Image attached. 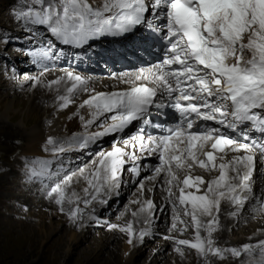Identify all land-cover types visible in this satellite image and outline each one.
I'll return each mask as SVG.
<instances>
[{
	"label": "snow or ice",
	"instance_id": "1",
	"mask_svg": "<svg viewBox=\"0 0 264 264\" xmlns=\"http://www.w3.org/2000/svg\"><path fill=\"white\" fill-rule=\"evenodd\" d=\"M8 15L24 36L0 34V42L6 49L9 41L23 39L28 47L22 51L31 53L27 59L37 70L19 81L20 71L5 67L20 90L55 86L60 110L80 94L88 97L73 114L82 133L48 136L42 151L51 158H21L25 186L38 185L66 222L82 230L98 225V212L111 197L118 198L122 186L147 170L151 175L139 179L136 198L129 202L136 210L126 205L144 227L105 221L109 232L125 235L131 247L142 246L155 235L156 211L163 215L170 206L169 234L163 239L182 258L188 248L205 264L229 257L233 264H264V239L220 248L212 238L222 211L233 218L246 207L264 213V189L257 195L253 181L257 159L264 166V0H15ZM108 37L128 41L137 52H154L157 59L113 72L122 90L96 91L72 71L44 84L45 73L65 59L66 49L80 56ZM169 109L176 114L173 123L167 122ZM149 125L155 132H145ZM129 128L136 131L121 135ZM109 135L115 137L111 150L97 151L91 167L68 174L66 155L88 151ZM152 157L154 165L146 162ZM194 166L218 174L205 181L191 175ZM74 177L84 182L82 196L68 194ZM157 184L166 193L160 206L148 197ZM22 211H28L26 205ZM188 229L195 232L193 240L178 238Z\"/></svg>",
	"mask_w": 264,
	"mask_h": 264
},
{
	"label": "rangeland",
	"instance_id": "2",
	"mask_svg": "<svg viewBox=\"0 0 264 264\" xmlns=\"http://www.w3.org/2000/svg\"><path fill=\"white\" fill-rule=\"evenodd\" d=\"M14 3L15 0H0V34L11 37H23L24 33L8 15L9 9ZM41 32L44 35L42 30L40 34ZM23 44V39H13L8 42V46L5 49L3 43L0 42V85H3V87H0V114L7 113L6 118L0 120V264H192V261L195 264H205L200 258H197L198 260L196 259V261L193 250L188 248L182 249L184 254L182 258L181 254L174 250L172 244L163 239L164 235L169 234L168 229L171 224L170 206L169 211L163 215L158 210L156 211L157 225L155 235L152 238H146L142 246H129L126 243L127 237L125 235L119 232H109L104 226L105 221L119 225H125L130 221L131 212L129 207L132 210H136L137 206L134 204L130 205L129 202L136 198L139 179L151 175L147 170L142 169L141 176L136 182H129L128 185L121 187L119 197L110 199L109 210L98 212V215L102 217L98 225L93 223L82 230H77L66 222L65 216L58 213L57 206L54 202L45 198L44 190L38 185L25 186L22 183L20 165L21 158L29 157L23 156L22 152L26 149L25 144L28 141L23 136H20L16 127L19 126L21 130L23 129L22 131L26 132L39 123V118L29 122L26 126L22 125L20 113H23L27 108L32 96L30 95L27 98L26 95L21 98L22 90L20 88H13L15 93L8 94L7 92L10 90L5 87L6 81L4 79L7 76L10 77V75L6 74L4 69L7 67L10 73L15 63L28 62L27 55L22 51ZM15 51L17 55L13 57ZM23 54L25 56L24 60ZM137 67L139 66L118 67L114 72L118 73ZM17 69L20 71V75L25 73V71L21 72V69ZM57 69L74 70L64 66H56L51 71H58ZM100 70L97 71V75L102 77L109 75V72H100ZM36 71L34 67H30L27 73H35ZM75 71L84 75L91 74L89 72ZM46 74H49V72ZM9 105L10 111H5ZM15 113L19 116H14ZM114 139L111 137L104 140L101 144L95 145L94 151H84L76 161L75 157L66 155L64 160L66 167L69 168L68 174L72 172L78 173V169L84 165L91 167V163L95 159V153L101 149L111 148ZM69 161L70 165L68 164ZM257 167L259 170L263 166L259 162ZM191 174L192 176L199 175L203 179L210 175L205 170L202 172L197 170ZM259 177H256L254 182L260 181ZM127 178V173L125 172V179L127 180ZM179 178L182 179V174ZM260 184L254 183V186L259 187ZM67 191L69 195H71L72 191H75L78 195H83L80 194V189L76 187L71 191L69 189ZM163 194L165 195L166 193H162L161 187L157 184L154 193L148 194V197L152 198L154 203L158 205L160 204V199L162 200ZM25 205L28 208L26 213L22 211V207ZM126 205H129V207H126ZM256 214L247 217V222L253 223V220L258 219ZM130 219L134 223V228L140 229L144 227L142 223L134 221L132 216ZM184 219L187 220L188 218ZM230 220L227 222L228 225L231 223ZM226 225L224 224V227ZM244 228L243 224L238 227L233 226L228 236L234 239L242 237L245 233ZM219 229L220 226L213 233L212 238L220 248L238 247L243 243L250 242L246 240L239 245L231 246L232 244L230 245L226 241H218L215 236L220 233ZM194 236L195 232L192 229H188L180 234L178 238L193 240ZM126 252L130 254L126 256ZM212 264H233V262L231 257L225 260L212 258Z\"/></svg>",
	"mask_w": 264,
	"mask_h": 264
},
{
	"label": "bare ground",
	"instance_id": "3",
	"mask_svg": "<svg viewBox=\"0 0 264 264\" xmlns=\"http://www.w3.org/2000/svg\"><path fill=\"white\" fill-rule=\"evenodd\" d=\"M141 53H142L144 59H147L152 54L150 51L141 52ZM16 55H17V53L15 51L14 56L13 55L12 56L16 57ZM22 57L24 60L25 59L24 54ZM154 61L155 60H152V62H154ZM84 62H85V58L81 57V64H83L84 68H86ZM152 62L144 63V65L150 64ZM91 64H93V65L88 66L87 69H89L92 73L87 74V75L76 72L75 70H61V69L58 70L57 69L58 71H51V72H49V74H46L44 76V84L47 85V83L49 81L56 79V78L60 77L61 75H64L67 71H72L74 74L81 75L82 78L89 79L91 81L90 87H94V89L96 91L122 90L125 87L123 85H116L115 82L112 80V77H111V74L114 72V70L116 68L125 67V66H119L113 62L109 63L105 60V58H103L100 55H95L93 60H91ZM138 64H141V63H138ZM144 65H140V66H144ZM15 67L21 69V72L25 71V73H27V70L30 69V67L33 68V66L30 65L29 61L28 62L24 61L21 64L15 63ZM75 68H77V67H75ZM98 70H100V72L107 71V72H109V75L105 76V77L99 76L96 74V73H98L97 72ZM36 72L35 73H27V74L35 75ZM25 73H22L21 75H19V77H18L19 81H23L25 79V75H24ZM10 79L11 78L9 76H7V78L4 79L6 81L5 82L6 86L5 85L4 86L8 87L10 90L9 92H7L8 94L15 93L13 88H19L16 81H14V80L12 81ZM68 86H70V85H68ZM0 87H3V85H0ZM61 88H63V85H61ZM26 95H27V98H29L31 95L32 100L28 104V106L24 110V112L20 113L22 125L26 126L29 122H31L37 118H39V123L35 124L31 129L29 128L30 130H28L26 132L22 131L23 129L21 130V128L19 126L16 127V130L20 133V136L21 137L23 136L28 141L25 144L26 149L23 148L24 149L22 151L23 156L51 158L48 154H46L42 151V145L44 144V142L48 136L62 137V136L71 135V134L79 135L80 133H82L84 131V129L81 126V123L79 121V118L74 117L73 114L75 113L78 104L80 102H82L83 99L88 98L87 94H80L77 98H75V103L70 104L68 106V108L63 109V110L58 109V101H57L55 86H53L52 91H49V89L47 87H37L35 90H32L29 87L26 91L21 92V98H22V96H26ZM5 111H10V105H9V107L6 108ZM81 113L86 114L84 112V110H81ZM169 114H170V112L168 111V115ZM16 115L19 116L18 114L15 113L14 116H16ZM6 116H7V113H1L0 114V120L6 118ZM70 116H73V118L69 119ZM156 119H157V117L153 116L152 120L154 121ZM167 121L171 122V121H169V118ZM95 130H97V129H95V128L90 129V131H95ZM132 131L133 132L136 131V128H129L128 130H126L125 133H123L121 135H128V133H130ZM145 132H153L150 125L145 128ZM111 137L115 138L114 136L109 135V136L105 137L103 140H101L100 142H98L97 144H101L104 140L111 138ZM94 147L92 146L88 151H85V152H91V150H93ZM104 150H111V148H107ZM208 150H211L210 146H209ZM80 154L82 155L83 152L75 151V152L70 153L69 155L71 157H75V161H76L80 158V156H81ZM217 155H219V154H217ZM146 162L154 165L155 163H157V159H156V157H152V158H150V160H148ZM258 164H259V159H257L256 171L253 174V181H254V179H256V177L260 176L259 177L260 181L254 182L256 184L261 183L259 187L254 186V191L257 193V195L260 193V191L262 189H264V175L261 174V169H259V170L257 169ZM197 170H200L202 172L204 169H200L199 167L194 166L193 169L191 170V173H194ZM216 174H218V173L210 174L208 177L206 176V178L204 180L205 181L210 180ZM77 175H78V173H77ZM182 179H183V174H182ZM84 186L85 185H84V182L82 179L80 180L79 183H77L76 178L74 177L70 186H69V190L71 191L76 187V188L80 189V194H83L82 189ZM40 192H42V191H40ZM111 199H116V196L111 197ZM159 202H160V204H158L157 206H160L161 204L164 203V201L161 199ZM223 207L226 208L228 206L224 205ZM109 209H110V207L108 206L105 210H109ZM255 214L251 213L249 211V208L246 207L244 209V212H243L241 217H239V218H233L232 217L233 218L232 219L231 216H229L227 212L222 211V213L220 215V225H219L220 226V229H219L220 233H218L215 236L216 239L218 241H221V240L226 241L230 245L232 244L231 246L239 245L242 241L249 240V238H253L254 241H255V239H264V235L260 234L261 230H264V213L258 212V214H256V216H258V219L253 220L254 221L253 223H249L246 220L247 217H251L252 215H255ZM130 218H131V216L129 217V220L131 221ZM230 218H231V220H230ZM228 220H230V222H231V223L229 222L230 223L229 225L227 223ZM226 223H227V225H226ZM224 224L226 225L225 227H224ZM242 224H243V226H245V228H244L245 233L243 234L242 237L234 239L231 236H228L231 233L233 226L238 227V226H241ZM193 239H194V237H193ZM254 241H250V242H254ZM193 253L195 255V260L197 258H199L197 256L195 250H193ZM192 264H195V262L192 261Z\"/></svg>",
	"mask_w": 264,
	"mask_h": 264
}]
</instances>
